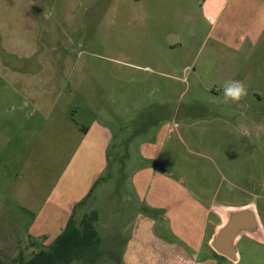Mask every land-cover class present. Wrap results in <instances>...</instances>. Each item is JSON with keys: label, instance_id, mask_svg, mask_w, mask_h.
<instances>
[{"label": "rangeland", "instance_id": "374dc122", "mask_svg": "<svg viewBox=\"0 0 264 264\" xmlns=\"http://www.w3.org/2000/svg\"><path fill=\"white\" fill-rule=\"evenodd\" d=\"M248 204L264 231V0H0L3 260L95 210L96 264L145 221L193 259L264 264L247 236L236 263L208 246L213 209Z\"/></svg>", "mask_w": 264, "mask_h": 264}, {"label": "trees", "instance_id": "16d2710c", "mask_svg": "<svg viewBox=\"0 0 264 264\" xmlns=\"http://www.w3.org/2000/svg\"><path fill=\"white\" fill-rule=\"evenodd\" d=\"M96 221L95 210L84 213L79 219L73 215L51 246L38 245L29 254L20 253L6 261L0 257V264H96L105 253L111 254L104 250V242L95 229Z\"/></svg>", "mask_w": 264, "mask_h": 264}, {"label": "crops", "instance_id": "0c3cea01", "mask_svg": "<svg viewBox=\"0 0 264 264\" xmlns=\"http://www.w3.org/2000/svg\"><path fill=\"white\" fill-rule=\"evenodd\" d=\"M145 224L146 229L140 231L139 227H136L124 249L118 250L116 264H205L214 260L193 259V253L185 246L169 243L157 236L152 230L153 222L148 224L145 221ZM212 264H216V261Z\"/></svg>", "mask_w": 264, "mask_h": 264}, {"label": "water", "instance_id": "95a60500", "mask_svg": "<svg viewBox=\"0 0 264 264\" xmlns=\"http://www.w3.org/2000/svg\"><path fill=\"white\" fill-rule=\"evenodd\" d=\"M213 210L221 221L214 227L208 246L217 256L236 263L239 258L236 246L241 236L264 243V231L253 204Z\"/></svg>", "mask_w": 264, "mask_h": 264}, {"label": "clouds", "instance_id": "9594fccd", "mask_svg": "<svg viewBox=\"0 0 264 264\" xmlns=\"http://www.w3.org/2000/svg\"><path fill=\"white\" fill-rule=\"evenodd\" d=\"M223 94L226 101H239L246 95V88L241 82L232 81L224 88Z\"/></svg>", "mask_w": 264, "mask_h": 264}]
</instances>
